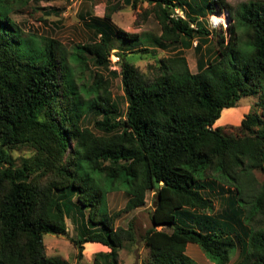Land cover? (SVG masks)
Segmentation results:
<instances>
[{
  "label": "trees",
  "instance_id": "trees-1",
  "mask_svg": "<svg viewBox=\"0 0 264 264\" xmlns=\"http://www.w3.org/2000/svg\"><path fill=\"white\" fill-rule=\"evenodd\" d=\"M41 1L53 0H35ZM191 1L194 7L188 0H123L132 7L153 4L160 48L190 49L196 41L193 50L200 53L212 37L217 50L213 59L197 60L194 74L183 57L159 58L152 80L124 51L109 72L121 79L127 104L121 114L109 79L85 76L89 61L109 67L113 37L103 25L88 23L99 40L74 45L72 64L56 39L20 37L8 13L28 0H0V264H60L46 258L47 235L66 237L77 260L86 245L96 250L93 264H118L119 252L138 234L133 224L125 229L115 222L143 208L148 193L153 208L140 238L148 251L144 264H195L186 256L188 245L211 264H264V191L253 174L264 175V5L234 10L224 0H202L203 7ZM176 9L184 17H174ZM116 10L108 6L104 19ZM207 11L227 12L225 35L199 21ZM115 35L125 42L139 38L121 30ZM249 97L256 103L232 127L235 133L225 134L221 115ZM92 110L101 115L94 123L100 134L81 126ZM19 150L29 154L14 157ZM216 184L221 194L227 191L222 201L240 229L213 215L204 190L213 192ZM120 190L129 198L109 214L105 197Z\"/></svg>",
  "mask_w": 264,
  "mask_h": 264
},
{
  "label": "rangeland",
  "instance_id": "rangeland-1",
  "mask_svg": "<svg viewBox=\"0 0 264 264\" xmlns=\"http://www.w3.org/2000/svg\"><path fill=\"white\" fill-rule=\"evenodd\" d=\"M188 1L189 5L194 7V3L191 0ZM185 2H187V0H185ZM224 2L234 10L240 9L241 6H246L250 2L262 3L264 5V0H224ZM110 5L116 6L117 10L111 15L110 20L107 21L104 19V15L107 12V7ZM200 7H203L202 0L200 1ZM152 11L153 4L147 2L138 3L135 7H132L125 5L123 0H53L50 2L41 1L38 3H36L35 0H28L26 6L20 7L19 5H14V8L8 13V18L14 24L15 29L19 31L20 37L25 41L37 40L39 43L43 37L53 38L59 41L67 50L68 63L72 64L74 63L70 59V55L74 45L99 40V36L94 39V34H98V32L96 29L87 26L88 23H91V25L95 23L97 25H103L106 28L107 33L113 37L111 41L113 50L111 51L108 60L109 67L107 70H104L95 66L93 61H89V71L85 76L87 78L90 76L91 78L93 73L98 72L103 74L104 78H108L110 81V92L113 102L118 107L120 113L124 114L127 104L120 76L113 77L112 75H109L110 71H115V69H111L114 61L112 56L119 59L118 66L123 61L122 57L125 51V56H127L126 60L132 62L134 66L144 74L145 78L152 80L154 74L152 68L155 65V61L159 58H170L174 56L183 57L186 60L189 71L194 74L197 72V60H199L200 57L203 61L206 59L211 60L215 57V52L217 50L215 44L216 39L212 37L207 40L205 45H203L200 53H196L193 50L194 44L197 43L196 41H193L192 48L190 49H181L179 46L175 45H168L164 48H160L157 45L160 36V26ZM183 11L186 15H193L191 10L187 7H185ZM226 13V11H216L215 13L207 11L206 18L201 16L199 21H202L210 31H215L217 29H213L211 23L213 20H216L220 23L219 25L222 26L225 35V28L228 25ZM212 14L214 15L210 18ZM173 16L184 17V14L179 9H176ZM117 30L137 35L139 38L134 42L122 41L117 37L118 35H115ZM241 32L242 30H239L238 34L240 35ZM240 37L244 39V36ZM238 46L239 49L244 52L243 40L239 41ZM139 49H152L157 53L154 57L149 53H137ZM244 49L247 50L246 48ZM132 51H136V53H131ZM76 76L78 77V74H76ZM79 85H81V82H79ZM78 91H80V89H78ZM256 101L255 97L244 98L239 101L237 108L231 109L234 112L229 109L227 112H224L225 114L223 113L221 115L220 120H222L221 124L225 127V134L228 135L235 133V130L232 127L239 126L242 118L248 113L250 108L254 106ZM99 120H101V115L92 110L90 113L84 114L81 120V126L100 134L94 127V123ZM28 154L29 153L25 150L14 151L12 153L14 157L26 156ZM253 174L257 190L261 187L264 191V175L259 172H254ZM220 187H222V184H216L214 191L210 193L208 190H204V195L212 202L214 209L213 215L220 218H223L224 216L226 219H229L236 229H240L239 223L230 215L228 208L224 201H222L224 198L221 197H227V191L225 190L226 193L221 194L219 192ZM228 191L232 192V188H228ZM128 198L129 197L125 192L121 190L107 194L105 201L109 214L122 210ZM152 208L153 193H148L143 208L127 214H122L116 220L115 225L125 229L129 223L133 224V227L138 234L134 244H125L126 247L119 252L118 264H144L147 262L148 251L143 248L140 238L150 226L149 213ZM211 212L209 211L208 213ZM65 223L69 238H75L76 234L73 230V225L68 219ZM44 245L46 258L52 261L54 260L60 264H93V254L96 250L89 252L87 251L88 247L84 245L82 259L77 260V252L66 237L47 235V237L44 238ZM92 246V244L89 245V247ZM185 252L186 256L195 264H211L206 260L204 254L197 246L188 245ZM233 255L235 254H232L231 256L233 257Z\"/></svg>",
  "mask_w": 264,
  "mask_h": 264
},
{
  "label": "clouds",
  "instance_id": "clouds-1",
  "mask_svg": "<svg viewBox=\"0 0 264 264\" xmlns=\"http://www.w3.org/2000/svg\"><path fill=\"white\" fill-rule=\"evenodd\" d=\"M214 14H212L211 16H210V18L213 16ZM209 24H210V19H209ZM220 23H218L216 20H213L212 21V23H211V26H212V28L213 29H218V28H220V27H222L221 25H219ZM226 25H227V22H226ZM197 44V43H196ZM196 46V45H195ZM194 46V47H195ZM112 66H113V64H112ZM116 67H117V65H116ZM116 70V69H115Z\"/></svg>",
  "mask_w": 264,
  "mask_h": 264
},
{
  "label": "built area",
  "instance_id": "built-area-1",
  "mask_svg": "<svg viewBox=\"0 0 264 264\" xmlns=\"http://www.w3.org/2000/svg\"><path fill=\"white\" fill-rule=\"evenodd\" d=\"M195 45H196V43L194 44V46H195ZM112 59H113L114 61H113V63H112L113 66L111 67V69H116L115 67H116L117 63L119 62V59H118L117 57L115 58V57H113V56H112Z\"/></svg>",
  "mask_w": 264,
  "mask_h": 264
},
{
  "label": "bare ground",
  "instance_id": "bare-ground-1",
  "mask_svg": "<svg viewBox=\"0 0 264 264\" xmlns=\"http://www.w3.org/2000/svg\"><path fill=\"white\" fill-rule=\"evenodd\" d=\"M230 110H231V108H230ZM228 110H226V112H227ZM231 111H233V110H231ZM231 111H229V112H231ZM234 112V111H233ZM225 114V113H224ZM229 117V116H228Z\"/></svg>",
  "mask_w": 264,
  "mask_h": 264
},
{
  "label": "crops",
  "instance_id": "crops-1",
  "mask_svg": "<svg viewBox=\"0 0 264 264\" xmlns=\"http://www.w3.org/2000/svg\"><path fill=\"white\" fill-rule=\"evenodd\" d=\"M188 247V246H187ZM187 247H186V249H187Z\"/></svg>",
  "mask_w": 264,
  "mask_h": 264
}]
</instances>
